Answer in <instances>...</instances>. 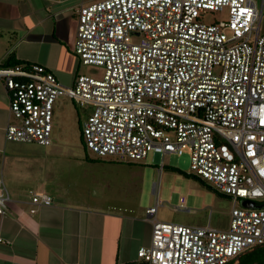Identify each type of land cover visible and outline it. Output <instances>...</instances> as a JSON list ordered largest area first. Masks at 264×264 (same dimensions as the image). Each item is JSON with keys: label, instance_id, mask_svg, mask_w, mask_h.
I'll return each instance as SVG.
<instances>
[{"label": "built area", "instance_id": "built-area-1", "mask_svg": "<svg viewBox=\"0 0 264 264\" xmlns=\"http://www.w3.org/2000/svg\"><path fill=\"white\" fill-rule=\"evenodd\" d=\"M225 9L226 21L204 23V14ZM76 13L74 53L82 65L98 67L99 78L78 74L71 88H63L42 65L0 66L9 97L5 140L50 146L54 104L68 94L80 106H92L81 128L88 152L140 161L151 152L188 151L192 175L232 202L227 230L162 222L154 184V205L144 212L151 240L137 250L140 260L230 264L264 245V208L241 205L264 204L262 4L83 0ZM9 201L0 179V221ZM51 203L47 194H33L29 211Z\"/></svg>", "mask_w": 264, "mask_h": 264}, {"label": "crops", "instance_id": "crops-1", "mask_svg": "<svg viewBox=\"0 0 264 264\" xmlns=\"http://www.w3.org/2000/svg\"><path fill=\"white\" fill-rule=\"evenodd\" d=\"M82 2L0 0V63L13 56L42 65L63 88H71L83 66L74 53ZM63 99L76 101L60 94L53 118ZM8 110L0 81V179L10 197L0 221V264H146L137 250L150 244L151 222L133 209L126 190L119 191L129 185L115 173L114 162L86 149L83 156L72 153L60 142V131H52L47 147L6 141ZM33 194H47L52 203L30 213ZM184 200L178 209L192 211ZM229 221L230 215L215 225L211 218L198 223L227 230Z\"/></svg>", "mask_w": 264, "mask_h": 264}, {"label": "rangeland", "instance_id": "rangeland-1", "mask_svg": "<svg viewBox=\"0 0 264 264\" xmlns=\"http://www.w3.org/2000/svg\"><path fill=\"white\" fill-rule=\"evenodd\" d=\"M258 6L262 4V15L259 21V29L264 34V0H255ZM228 10L219 12H208L204 14L203 21L206 24L214 21H226ZM81 74L99 78L101 70L96 66L83 65ZM80 107L78 102L63 99L56 109L53 122V132H62L63 139L60 142L77 151L81 156L85 155L81 140V128L92 108ZM77 152V153H78ZM90 156H94L90 153ZM73 158H76L73 154ZM103 159V158H102ZM112 160L113 167L118 177L128 181V187H120L119 191L126 190L125 195L133 200V209L137 213H144L147 208L154 205V184L158 188V196L161 202L158 207L157 219L162 222L175 223L188 226H200L199 221L211 218L212 225L219 220L225 221L229 218L232 202L227 197L220 195L206 181L196 179L190 169V154L188 151L181 155H161L149 153L146 159L140 161H120L117 158H104ZM170 167L176 168L184 174L173 172ZM161 169V172H160ZM204 183V184H202ZM186 199L185 208L192 211L179 210L180 198ZM196 210V213H193Z\"/></svg>", "mask_w": 264, "mask_h": 264}, {"label": "trees", "instance_id": "trees-1", "mask_svg": "<svg viewBox=\"0 0 264 264\" xmlns=\"http://www.w3.org/2000/svg\"><path fill=\"white\" fill-rule=\"evenodd\" d=\"M18 64H24V63L17 61L16 59H14L13 56H9V57H7V59L5 61L0 63V66H2V67H11V66H15V65H18ZM82 144H83V147L85 149L83 141H82ZM170 168H171V170L173 172H176V173H179V174H184V173H182L181 171H179L176 168H173V167H170ZM184 175L188 176L186 174H184ZM195 178L199 179L197 177H195ZM199 180L203 182V180H201V179H199ZM202 184H204V183H202ZM222 196H224V195H222ZM232 262H230V264ZM238 264H264V247H261V248L257 249L256 251H253V252H250V253L242 255Z\"/></svg>", "mask_w": 264, "mask_h": 264}, {"label": "water", "instance_id": "water-1", "mask_svg": "<svg viewBox=\"0 0 264 264\" xmlns=\"http://www.w3.org/2000/svg\"><path fill=\"white\" fill-rule=\"evenodd\" d=\"M241 205L244 206V207H247V208H250V209H257V208H264V204H261V205H257L255 204L254 202H249V201H246V200H242L241 201ZM260 247H264V245H260V246H256V247H253L245 252H242L241 254H239L231 264H238L239 263V260H240V256L241 255H244V254H247V253H250V252H253L254 250H256L257 248H260Z\"/></svg>", "mask_w": 264, "mask_h": 264}, {"label": "flooded vegetation", "instance_id": "flooded-vegetation-1", "mask_svg": "<svg viewBox=\"0 0 264 264\" xmlns=\"http://www.w3.org/2000/svg\"><path fill=\"white\" fill-rule=\"evenodd\" d=\"M260 248H261V247H260ZM257 249H259V248H257ZM257 249H256V250H257ZM256 250H254V251H256ZM241 256H242V255H241ZM241 256H240V258H241Z\"/></svg>", "mask_w": 264, "mask_h": 264}]
</instances>
